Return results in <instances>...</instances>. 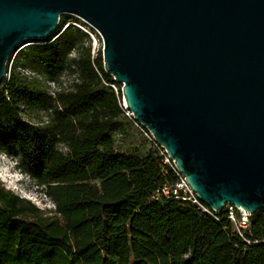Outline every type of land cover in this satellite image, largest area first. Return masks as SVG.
Returning <instances> with one entry per match:
<instances>
[{"label":"trees","instance_id":"trees-1","mask_svg":"<svg viewBox=\"0 0 264 264\" xmlns=\"http://www.w3.org/2000/svg\"><path fill=\"white\" fill-rule=\"evenodd\" d=\"M66 16L8 71L13 50L0 83V152L15 153L16 169L53 206L0 185V264H264L263 210L239 235L226 211L212 217L190 201L152 198L176 175L153 146L115 149L129 123L121 86L101 50L79 48L82 33L64 27Z\"/></svg>","mask_w":264,"mask_h":264},{"label":"water","instance_id":"water-1","mask_svg":"<svg viewBox=\"0 0 264 264\" xmlns=\"http://www.w3.org/2000/svg\"><path fill=\"white\" fill-rule=\"evenodd\" d=\"M63 15L98 33L123 107L204 206L264 211V0H0V83Z\"/></svg>","mask_w":264,"mask_h":264},{"label":"rangeland","instance_id":"rangeland-1","mask_svg":"<svg viewBox=\"0 0 264 264\" xmlns=\"http://www.w3.org/2000/svg\"><path fill=\"white\" fill-rule=\"evenodd\" d=\"M75 26L77 27L82 35L80 37L79 48H86L90 42L92 46V53H96L101 50L102 42L98 33L91 29L85 22L79 20L73 16H66L65 26ZM55 37L52 38L54 40ZM42 42H36L33 40L23 41L18 45L14 51V54L9 62L8 71H10L11 66L13 65V60L20 55L21 51L27 50L31 45H41ZM76 54L73 53L71 58L75 57ZM26 72H30L27 70ZM73 77L65 75L60 79L61 86L69 87ZM125 109V107H123ZM24 120L31 122H38L40 118L36 115H22ZM128 118V127L127 134L124 136L115 135L114 143L115 149L120 152H132L134 150H139L140 152L150 151L152 145L144 135L142 129H140L132 117L127 115ZM17 157L12 151L0 152V185L5 189L10 190L11 192L19 195L20 197L26 198L33 202L39 208H53L51 202L45 198L40 188H37L35 184L28 179V177L20 173L15 166V161Z\"/></svg>","mask_w":264,"mask_h":264},{"label":"built area","instance_id":"built-area-1","mask_svg":"<svg viewBox=\"0 0 264 264\" xmlns=\"http://www.w3.org/2000/svg\"><path fill=\"white\" fill-rule=\"evenodd\" d=\"M6 77L8 74H5ZM5 77V78H6ZM50 88L53 90L55 88V85L53 83H49ZM114 88V87H113ZM126 115H130L131 113L128 112L126 109ZM140 129H142L144 135H146L147 139L150 141L151 145L153 146V149L155 150V154L160 159L161 162L165 165L171 166L175 175H176V182L171 185H164L162 187H159L155 190L154 196L152 197L154 200L158 199H182L184 201H190L193 204H196L200 210H202L204 213H206L209 216H215L216 212L208 209L206 206H204L194 195V193L190 190V188L187 186V184L184 181V178H182L178 172L174 169L172 162L169 160L168 156L166 155L164 149L159 147L152 139L149 132L143 128L141 125L136 124ZM223 211L227 212L229 222L233 225L234 229L238 232L239 235H241L242 231L245 230L249 224V218L250 216L243 211L241 208H237L231 204H226L224 206Z\"/></svg>","mask_w":264,"mask_h":264}]
</instances>
